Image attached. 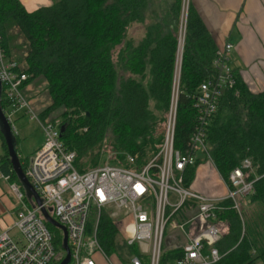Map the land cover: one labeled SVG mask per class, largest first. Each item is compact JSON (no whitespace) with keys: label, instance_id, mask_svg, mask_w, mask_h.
<instances>
[{"label":"trees","instance_id":"obj_1","mask_svg":"<svg viewBox=\"0 0 264 264\" xmlns=\"http://www.w3.org/2000/svg\"><path fill=\"white\" fill-rule=\"evenodd\" d=\"M182 1L171 0L162 9L159 0H52L29 12L19 0H0V33L6 53L14 20L28 43L27 84L37 77L46 81L50 103L40 116L61 119V139L76 153L79 172L103 165L98 164L99 154L91 158L94 166L86 170L80 163L81 157L96 148L101 155L108 153L111 165L127 166V156H137L134 167L143 166L159 151L172 90ZM136 23H146L145 37L139 43L128 37ZM216 49L189 2L174 136L177 149L185 147L194 128L192 97L213 72ZM237 79L239 93L229 90L221 98L207 127L206 143L225 182L243 159L251 160L247 179H255L254 192L244 200L242 219L230 208V201L223 202L227 208L219 219L228 231L216 244L223 254L216 264H264V90L252 92ZM6 105L2 91L1 107ZM59 109L61 115L53 118L52 113ZM4 148L0 166L6 171L11 168L10 177L17 179L5 143ZM199 163L187 169L186 185L192 182ZM24 199L29 203L26 196ZM93 223L89 222L88 229ZM47 226L62 249V231ZM97 235L106 253L118 258L115 262H125V238L119 240L118 221L107 212L99 218ZM126 250L142 256L137 246ZM182 255V249L162 252L161 264H177Z\"/></svg>","mask_w":264,"mask_h":264},{"label":"built area","instance_id":"obj_2","mask_svg":"<svg viewBox=\"0 0 264 264\" xmlns=\"http://www.w3.org/2000/svg\"><path fill=\"white\" fill-rule=\"evenodd\" d=\"M188 5L189 0L182 1V13H187ZM185 22L186 15L184 32L177 41L172 90L159 151L141 167H134L137 156L128 155L127 166L105 163L85 172L75 167L76 153L64 145L59 120L42 119L24 95L28 74L8 56L0 33V82L7 103L3 112L14 133V116L22 111L39 124L44 135L42 145L24 168L25 176L42 199V206L25 201L18 185H11L18 209L13 223L0 230V264H59L64 258L65 251L56 246L41 207L66 228L72 264H98L93 257L96 253L105 264H161L166 240L172 242L170 249L183 251L177 264L220 261L223 254L216 244L225 231V223L219 219L227 208L223 202L230 201V208L242 219L240 200L254 192L255 179H247L252 162L245 158L229 173L227 191L222 197L198 193L185 184L187 169L195 167L198 160L212 162L206 130L221 98L229 90L238 95V79L231 66L233 44L226 40L215 51L213 72L201 81L192 97L195 124L188 141L182 150L174 146ZM91 208L95 218L93 227L88 229ZM103 212L118 221L126 249L137 246L142 256L125 249V262H115L106 253L97 235ZM12 229L18 232L17 237L11 234ZM174 230L178 232L167 233Z\"/></svg>","mask_w":264,"mask_h":264},{"label":"crops","instance_id":"obj_3","mask_svg":"<svg viewBox=\"0 0 264 264\" xmlns=\"http://www.w3.org/2000/svg\"><path fill=\"white\" fill-rule=\"evenodd\" d=\"M19 2L25 10L31 12L39 7L50 5L52 0H19ZM170 2L171 0H159V7L162 5V9L167 8ZM189 2L201 17L215 47H221L226 40L233 44L231 66L240 81L252 92L264 90V0H189ZM138 24L144 26L142 23ZM143 34L144 38L146 34L144 30ZM143 38L141 37V40ZM11 39L12 41L8 40L7 42V54L19 62L17 60V42H14L13 37ZM140 41L137 40L136 43ZM20 42L22 43L21 38L18 40L19 44H21ZM24 95L29 99L32 108L39 114L50 103L46 90V81L43 77H37L29 82L24 88ZM15 116H17L15 120L21 118L19 122L21 121L23 124L26 122L25 118L29 119L22 111L17 112ZM22 127L25 128L24 125ZM15 133H17V130ZM42 143L37 142L35 144L33 152L25 161L21 160V156L18 153L23 168L28 165L34 151ZM4 153V143L0 136V156L4 155ZM208 163L210 164L208 165L209 167L206 161L203 160L197 165L194 178L189 186L198 193L222 197L226 194L227 186L214 165L210 162ZM209 168H213L216 172L212 181H210L211 178H208V174L212 172ZM10 170L11 168L7 169V171L3 170L0 166V230L9 227L13 223L18 209V200L11 190V185L17 183L18 187L23 189L17 179L10 177ZM218 179H221V181ZM216 183H220L223 189L213 187V184L215 185ZM223 226L225 228L224 233H226L228 227L226 224ZM11 234L15 237L18 236V232L14 229L11 230ZM100 264L105 263L102 261Z\"/></svg>","mask_w":264,"mask_h":264},{"label":"rangeland","instance_id":"obj_4","mask_svg":"<svg viewBox=\"0 0 264 264\" xmlns=\"http://www.w3.org/2000/svg\"><path fill=\"white\" fill-rule=\"evenodd\" d=\"M185 15H186V12L182 13L181 12V15H180V19H179V25H178V29H177V32H176V36H177V41L180 37L181 34H183L184 32V20H185ZM14 20H12V26L8 25V27L10 28L9 29V32L11 33V36L14 38V42L16 43V46H18V49H17V53H18V58L17 60L22 64V66L25 68L26 67V62H25V55H26V52H27V49H28V43L27 41L25 40V37L23 36L22 32H20V30L18 29V27L16 26L15 22H13ZM145 24L146 23H142ZM142 26L141 24H134L128 31V37L130 39H133L135 42L137 40H141V37L143 38L144 34H143V30L144 32L145 29H146V26L144 27ZM14 28V30H13ZM143 35V36H142ZM19 38L22 39V43L19 44L18 43V40ZM10 40L12 41V39L10 38ZM233 58V54L231 56V59ZM233 62V60H232ZM239 93V92H238ZM44 96V95H43ZM35 111V109H34ZM62 113V110H55L53 113H52V117H59ZM17 116H14V124H15V131L17 130V133H15V136H16V140H17V150H18V153L20 154V158L21 160H27V158L30 157V154L33 152V148L35 147V144L38 142V143H41L44 141V135H43V132L41 130V128H39L40 126H38L39 124L36 122V121H33V120H29L27 118H25V121L24 122L25 124H23V122H19V120H21V118H19L18 120H15ZM61 120V119H59ZM22 125L25 126L22 127ZM84 130V129H83ZM81 131V130H80ZM85 131V130H84ZM99 150L96 148L94 151L92 152H89L88 154H86L85 156L81 157L80 158V163H82V165L84 166L85 170L88 169L89 167H92L94 166L92 163H93V160L91 159L92 157L96 156L99 154V158H98V164H104V163H109V164H114L112 161L108 162L109 159H111L110 156H108V153H103L102 155L100 154V152H98ZM202 160H200L201 162ZM203 161H206V164L207 166L210 165L208 163L207 160H203ZM210 162V161H209ZM211 164H213L212 162H210ZM203 164V163H201ZM209 167V166H208ZM212 172H210L208 174V178H211L210 181L213 180V178L215 177V174L216 172L214 171V169L212 170L211 168H209ZM220 176V174H219ZM221 177V176H220ZM221 181V179H218ZM223 180V179H222ZM225 184H227V182L223 181ZM216 187V189H223V186L220 184V183H216L215 185L213 184V187ZM245 199L243 200H240L241 202H243V204L241 203V209H243V205H246L244 201ZM95 216H94V208H91V213H90V216H89V220L90 222H93ZM178 231L174 230V231H167V233L169 234H176ZM182 235H180L181 237ZM61 237H62V232H61ZM167 237V235L165 236V238ZM119 240L121 241L122 238L121 237H118ZM123 241V240H122ZM121 241V242H122ZM171 245H172V242L170 240H166L165 242V248L163 247V252L169 250V248H171ZM165 249V250H164ZM95 261L100 264L102 263V258L100 257V255H98L97 253L93 256ZM113 259H118L116 256H113ZM69 264H72V263H69ZM256 264H263L261 261H257Z\"/></svg>","mask_w":264,"mask_h":264},{"label":"water","instance_id":"obj_5","mask_svg":"<svg viewBox=\"0 0 264 264\" xmlns=\"http://www.w3.org/2000/svg\"><path fill=\"white\" fill-rule=\"evenodd\" d=\"M1 93H2V86L0 82V133L3 137L4 143L6 145V150L8 157L10 158L12 170L15 172V175L20 182L23 190L25 192V196L27 200L32 203L34 202L38 206H42V199L40 198L39 194L33 189L32 185L28 181L27 177L24 174V169L20 163V159L18 156L17 148H16V138L15 133L12 130L4 112L3 108L1 107ZM61 133L64 131V125L60 127ZM41 213L44 219L52 226L59 228L62 231L63 238H62V248L65 251V256L61 260L59 264H68L71 259L69 246L67 244V231L66 228L61 225L57 220H55L48 212V210L44 207H41Z\"/></svg>","mask_w":264,"mask_h":264}]
</instances>
